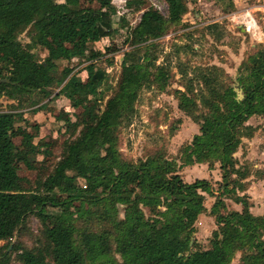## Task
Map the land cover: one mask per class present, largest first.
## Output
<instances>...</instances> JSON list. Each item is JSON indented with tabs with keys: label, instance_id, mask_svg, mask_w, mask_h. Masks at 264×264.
Instances as JSON below:
<instances>
[{
	"label": "trees",
	"instance_id": "obj_1",
	"mask_svg": "<svg viewBox=\"0 0 264 264\" xmlns=\"http://www.w3.org/2000/svg\"><path fill=\"white\" fill-rule=\"evenodd\" d=\"M163 1L167 15L149 7L134 27L119 21L113 0H11V9L0 14V98L16 102L10 111H0V264H232L238 254L241 264H264V216L251 213L245 194L251 179H263L264 173L236 157L244 140L260 129L249 120L264 119V46L238 70L242 101L235 82L219 87L213 71L224 70H192L178 60V108L200 127L179 150V160L167 157L163 147L138 161L121 151V129L132 124L139 95L151 88L163 92L174 78L171 54L168 64L157 65L162 54L157 41L182 25L190 0ZM218 28L213 24L208 30L215 35ZM123 30L129 51L123 52L121 78L113 89L100 66L116 51L110 45L98 51L95 44ZM24 33L27 43L20 39ZM186 48L194 50L175 45L176 57ZM75 61L85 64L86 80L75 72ZM34 94L39 95L34 106L49 100L39 111L64 97L93 124L76 140L65 141L48 178L27 189L16 165L48 154L32 145L41 125H34L30 135L29 122L18 111ZM66 116L60 113L58 120ZM16 131L23 132L27 147L21 154ZM217 164L222 175L217 191L208 180L188 183L180 174L185 167L212 170ZM66 190V198L59 199ZM205 195L216 199L210 214L217 228L208 249L195 239L196 223L208 212ZM226 200L242 211H228ZM49 208L58 210L57 218ZM33 217L42 226L37 234L30 227Z\"/></svg>",
	"mask_w": 264,
	"mask_h": 264
},
{
	"label": "rangeland",
	"instance_id": "obj_2",
	"mask_svg": "<svg viewBox=\"0 0 264 264\" xmlns=\"http://www.w3.org/2000/svg\"><path fill=\"white\" fill-rule=\"evenodd\" d=\"M233 2L234 8L231 9L229 8V0H190L188 3L189 13L184 17L182 25L157 41L158 49L162 52L157 65L168 64L170 61L167 60V55L171 54V70L174 78H171L167 89L163 92L151 88L145 89L139 95L136 104V116L132 124L123 127L120 133L121 151L130 160L138 161L161 147L166 151L167 157L179 160L181 147L190 143L194 136L200 133L199 125L178 108V100L174 94L177 89H182L181 76L178 70L179 59L181 63L187 64L188 68L192 70L198 67L207 72V69L212 66L224 70L225 74L213 71V75L221 87L224 83L231 84L230 80L234 84L238 79V70L243 61L255 50L264 46V0H233ZM10 3L11 0H0V14L11 9ZM113 3L119 11V21L125 19L130 27H134L140 21L141 15L149 7L158 9L163 15L168 14L167 4L163 0H113ZM226 10L229 12L225 13ZM245 17L254 19V27L249 31L245 26ZM213 24L219 25L215 35H212L208 30V27ZM125 35V30L121 31L119 35L111 33L109 37L95 44V49L98 51L104 52L107 45L116 51L115 54H106L104 59L106 62H101L100 66L107 69V86H111L113 89L117 87L121 78L123 52L129 51V47L124 44ZM20 39L24 43L29 42L27 33L22 34ZM175 45H186L193 47L194 50L191 51L190 48H186L178 58L174 52ZM120 48H122L121 51L118 50ZM40 55L42 58L46 56L42 51ZM111 60H113L112 64L109 62ZM140 61H142V57H140ZM72 66L75 67V72H80L83 80L87 79V73L83 72L85 64L75 61ZM57 93L58 89L55 90L53 96ZM111 94V92L108 93V96ZM38 99L39 95L36 94L31 98H24L20 104L21 108L18 110L25 114L29 122L27 133L30 135H35L34 125H41L39 135L33 140L32 145L39 147L41 152L48 153L45 156H38L35 162H18L16 165L22 179V185L27 189H35L39 180L48 178L61 159L62 145L65 141L76 140L93 124L91 118L83 117L79 110H73L64 97H60L55 104L49 105L47 109H42V111L38 109H41L42 105L49 100H44L45 102L37 106L32 105V102ZM12 105H16V102L5 97L0 98V111L8 112ZM60 113L67 115L65 121L60 122L58 120ZM74 123L79 126H74ZM251 123L260 128L257 131L259 134L258 141L257 138L252 141L253 149H256L251 162L254 167L259 162L256 160V155L264 147V144H261L264 143V119L257 117ZM171 130L174 131L173 134ZM22 135V131H16L13 136L18 154L27 151V147L22 144ZM32 145L29 148H32ZM247 145L244 143V147L239 151L241 162H244V154H248L247 147L249 145ZM180 174L188 183H193L197 179H207L215 191L221 183L214 182L219 176L221 177L218 164L212 170L207 165L185 167L181 169ZM79 183L80 185L84 184L82 180ZM63 189H68V186H64ZM256 190H253V194L256 193ZM67 192L68 190L65 193L59 192L57 197L65 199ZM254 196L256 195L254 194ZM205 198V206L208 212L199 217L196 223L197 233L195 234V239L202 249L210 247L212 232L217 228L215 218L210 214L216 199L209 195H205ZM257 201L260 202V209L264 211L262 199ZM226 204L228 211L237 209L236 204L231 200H226ZM48 213L55 218L59 215L58 210L52 208L48 209ZM51 221V225L56 223L54 219ZM30 227L37 234L42 226L38 219L33 217ZM15 242L14 240L13 243ZM25 244L29 247L32 246L29 239L25 241ZM3 245L0 243V246ZM12 249L13 245L10 246L9 250ZM232 264H241L240 254L235 257Z\"/></svg>",
	"mask_w": 264,
	"mask_h": 264
},
{
	"label": "crops",
	"instance_id": "obj_3",
	"mask_svg": "<svg viewBox=\"0 0 264 264\" xmlns=\"http://www.w3.org/2000/svg\"><path fill=\"white\" fill-rule=\"evenodd\" d=\"M254 118H257V117H253V118H251L250 120H249V122H248V124L249 125H251V126H253V127H258V126H254L252 123H251V121L254 119ZM258 118H260V117H258ZM261 119V118H260ZM257 121V120H256ZM260 130V129H259ZM258 130V131H259ZM257 138V141H258V139H259V134H257V132H256V134H255V136L253 137V138H251V139H245L244 140V142H243V145H242V147L239 149V151L244 147V143H247L248 145H249V147H247V149H248V154L246 153V155L244 154V162H249V163H251L252 162V155L254 154V152H255V148L253 149V147H254V145H253V143H252V141L254 140L255 141V139ZM261 144H264V143H261ZM238 151V153L236 154V157L239 159L240 157V152ZM240 160V159H239ZM256 160H259V162L258 163H256L255 165H254V169L255 170H258V171H260V172H262V173H264V147H262L259 151H258V154L256 155ZM244 162H241V163H244ZM196 166H198V165H196ZM201 166H206V165H201ZM195 167V166H194ZM205 180H207V179H205ZM214 182H222V175H221V177L219 176L217 179H215L214 180ZM251 184H250V187H249V189H248V191H246L245 192V194L249 197V201H250V204L252 205L251 206V209H250V211H251V213L254 215V216H264V211H262L261 209H260V206H259V201H257V200H260V199H262V201L264 202V178L263 179H259V180H256V179H254V178H252L251 179ZM254 189H257V190H259L258 192H257V190H256V193H254L256 196H254V194H253V190ZM241 195H243V194H241ZM232 201V200H231ZM234 202V201H233ZM235 203V202H234ZM236 204V203H235ZM242 206L241 205H238V204H236V208L237 209H235L234 211H239L240 212V208H241ZM241 211H242V208H241Z\"/></svg>",
	"mask_w": 264,
	"mask_h": 264
},
{
	"label": "water",
	"instance_id": "obj_4",
	"mask_svg": "<svg viewBox=\"0 0 264 264\" xmlns=\"http://www.w3.org/2000/svg\"><path fill=\"white\" fill-rule=\"evenodd\" d=\"M235 85L233 86L234 87V89H235V92L237 93V99L239 100V101H242V100H244V98H245V94H244V91L241 89V88H239L238 87V82H237V80L235 81ZM193 241H194V238H193ZM192 241V242H193Z\"/></svg>",
	"mask_w": 264,
	"mask_h": 264
},
{
	"label": "built area",
	"instance_id": "obj_5",
	"mask_svg": "<svg viewBox=\"0 0 264 264\" xmlns=\"http://www.w3.org/2000/svg\"><path fill=\"white\" fill-rule=\"evenodd\" d=\"M246 19V23H245V26L247 27V30H251V28L254 27V19L252 17H245Z\"/></svg>",
	"mask_w": 264,
	"mask_h": 264
}]
</instances>
